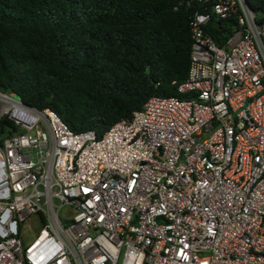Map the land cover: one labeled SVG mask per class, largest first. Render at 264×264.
Segmentation results:
<instances>
[{
	"label": "built area",
	"instance_id": "obj_1",
	"mask_svg": "<svg viewBox=\"0 0 264 264\" xmlns=\"http://www.w3.org/2000/svg\"><path fill=\"white\" fill-rule=\"evenodd\" d=\"M199 1L188 97L150 95L97 135L0 90V264H264V19ZM228 17L218 44L206 27Z\"/></svg>",
	"mask_w": 264,
	"mask_h": 264
},
{
	"label": "trees",
	"instance_id": "obj_2",
	"mask_svg": "<svg viewBox=\"0 0 264 264\" xmlns=\"http://www.w3.org/2000/svg\"><path fill=\"white\" fill-rule=\"evenodd\" d=\"M264 19V0H246ZM199 0H0V90L99 135L150 95H175L187 73ZM235 19L211 18L218 44ZM0 121V134L4 132Z\"/></svg>",
	"mask_w": 264,
	"mask_h": 264
},
{
	"label": "rangeland",
	"instance_id": "obj_3",
	"mask_svg": "<svg viewBox=\"0 0 264 264\" xmlns=\"http://www.w3.org/2000/svg\"><path fill=\"white\" fill-rule=\"evenodd\" d=\"M34 228L32 226L25 225L23 228L22 240L27 241L30 240L33 236Z\"/></svg>",
	"mask_w": 264,
	"mask_h": 264
}]
</instances>
